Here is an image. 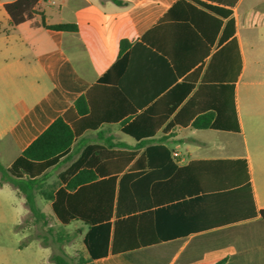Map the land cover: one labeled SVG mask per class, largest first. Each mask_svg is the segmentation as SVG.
Returning a JSON list of instances; mask_svg holds the SVG:
<instances>
[{
  "label": "crops",
  "instance_id": "obj_1",
  "mask_svg": "<svg viewBox=\"0 0 264 264\" xmlns=\"http://www.w3.org/2000/svg\"><path fill=\"white\" fill-rule=\"evenodd\" d=\"M13 1L0 0V9L5 11L4 5ZM121 1L42 0L39 14L16 27H10L5 11L0 19L1 164L9 168L93 88L91 117L111 120L77 136L70 152L46 172L59 170L58 179L83 169L98 174L97 181L71 193L87 219L102 199V180L116 178L107 254L85 264H264V220L259 214L264 182L258 181L250 147V141L262 146L264 138V20L256 17L264 14V0H237L232 7L216 0ZM221 9L231 14L225 16ZM42 17L47 25L76 24L77 31L47 29ZM122 40L130 45L120 54ZM123 58L119 74L101 84ZM186 77L194 89L145 144L122 132L124 121L147 108L140 102L153 100ZM230 87L234 102L223 106L222 121L232 127L237 121L239 131L167 127L202 89L214 88L229 97ZM103 93L109 96L102 98ZM71 117V122L78 121L75 113ZM195 131H215L227 139L209 150ZM122 135L135 142L122 141ZM111 137L129 148L108 147ZM159 140H165L171 158L152 167L147 148ZM130 152L135 157L128 162ZM120 157L122 164L115 162ZM213 160H241L246 170L240 165L236 175L216 174L208 164L196 163ZM258 168L264 175V164ZM132 173L139 179L151 174L133 200L125 191L133 184L126 182ZM120 183L123 201L117 214ZM132 203L136 211L126 210ZM73 222L83 225L84 239L90 225L78 218Z\"/></svg>",
  "mask_w": 264,
  "mask_h": 264
},
{
  "label": "trees",
  "instance_id": "obj_2",
  "mask_svg": "<svg viewBox=\"0 0 264 264\" xmlns=\"http://www.w3.org/2000/svg\"><path fill=\"white\" fill-rule=\"evenodd\" d=\"M42 0H15L4 5V9L9 17L10 27H16L26 21L34 19L39 14L38 5ZM115 3L124 4L121 0H112ZM223 5L234 6L237 0H216ZM216 9L215 7H213ZM220 12L228 16L230 10L221 9ZM41 25L47 29L76 32L77 25L73 23L47 25L44 17H42ZM129 42L122 40L120 43V54L125 53L129 47ZM125 63V58L118 61L110 71L100 79V83L109 82V78L113 73L120 71L119 68ZM119 74V73H118ZM193 78V77H192ZM194 86L189 82V77L184 78L182 82L175 84L165 93L155 94L153 100H145L140 104H145L147 108L130 122L128 119L122 124V132L141 141L145 144L149 137H152L162 125L179 109L185 99L190 95ZM195 94L181 109L176 113L175 117L168 123L167 127H188L195 129H222L239 131L238 123L232 125L223 123V106L228 101L233 104L234 89L230 87V96L226 92L218 91L214 88L206 89ZM93 91L92 88L86 94L80 96L63 116L57 118L40 136H38L22 153V155L9 167H4L0 162V184L11 183L18 193L24 197L28 210L34 215L37 221L48 224L47 216L37 206L36 196L51 203V209L58 221L66 226L71 224L74 219L90 225V230L83 239L84 247L88 253V258H82L76 264H85L99 256L106 255L105 251L110 236L111 208L114 199L115 176L104 179L102 187L98 191L103 195L96 206V211L92 214L91 219H87L83 212V206L79 203V199L72 196V192L87 187L94 181L99 179L98 174L91 169H83L76 174L64 173L60 178L49 185L42 183L46 172L49 168L57 165L60 160L66 156L74 143V139L86 130H97L102 121L111 120V118L95 119L91 117L93 109ZM128 98L129 94L125 93ZM100 96V95H99ZM108 97L106 93L101 95L102 98ZM99 101V100H98ZM138 109V108H137ZM136 109L135 112L138 110ZM142 109V108H140ZM78 118L76 123L71 122L72 114ZM165 140H159L154 145L147 148L148 161L150 166H162L165 162L170 161L171 151L165 146ZM110 148H129L124 144H115L113 137L106 141ZM140 144V145H141ZM122 154V152L120 153ZM135 157L133 152L129 153L128 162ZM117 163H124L125 159L120 157ZM195 163V162H194ZM200 164H208L209 171L216 174H238L237 166L246 164L241 161L231 160H213L196 162ZM245 164V165H244ZM175 164L172 163V168ZM151 174L146 177L138 178L137 173L129 174L126 182L132 181L133 184L129 189H124L126 195L131 199L140 188L141 184L150 180ZM65 184L64 186H62ZM97 188V187H96ZM123 185L121 186L117 197V214L121 212V202L123 201ZM251 194L250 186L247 187ZM251 202H253L252 197ZM133 200V199H131ZM136 211L137 205L132 203L126 210ZM131 213V212H130ZM261 218L264 220V209L259 211ZM106 217V220H102ZM117 224V223H116ZM55 264H70L64 255L55 254L52 256ZM217 264H224L223 261Z\"/></svg>",
  "mask_w": 264,
  "mask_h": 264
},
{
  "label": "rangeland",
  "instance_id": "obj_3",
  "mask_svg": "<svg viewBox=\"0 0 264 264\" xmlns=\"http://www.w3.org/2000/svg\"><path fill=\"white\" fill-rule=\"evenodd\" d=\"M3 14L5 15V11L0 9V19H3ZM263 15L257 14L256 17L261 21L264 20ZM193 134L197 139L204 140L209 150L227 139V135L215 131H195ZM121 140L135 142L126 135H122ZM261 143L262 146H259L256 141H250L255 172L258 181L262 183L264 175L258 171V165L264 164V138ZM182 151L185 152L184 144ZM2 161L6 162V159L2 157ZM58 172L59 170H53L46 174L42 183L49 185L56 182ZM16 191L11 183L0 184V264H55L52 261L55 254L64 255L70 264H76L85 258L84 227L80 222L62 225L53 214L49 202L37 195V206L47 216L48 224H43L35 219L28 210L24 197Z\"/></svg>",
  "mask_w": 264,
  "mask_h": 264
}]
</instances>
